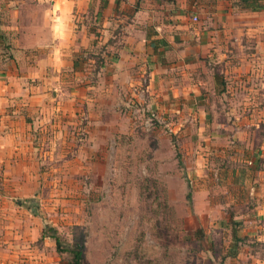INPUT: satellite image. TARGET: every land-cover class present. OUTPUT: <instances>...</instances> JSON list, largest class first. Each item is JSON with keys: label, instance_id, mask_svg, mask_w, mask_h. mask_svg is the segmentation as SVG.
I'll use <instances>...</instances> for the list:
<instances>
[{"label": "crops", "instance_id": "1", "mask_svg": "<svg viewBox=\"0 0 264 264\" xmlns=\"http://www.w3.org/2000/svg\"><path fill=\"white\" fill-rule=\"evenodd\" d=\"M250 38L262 53L244 51ZM229 45L238 52L228 54ZM84 58L101 60L96 81H87L89 69L77 65ZM211 64L218 65L212 73ZM255 72L264 86V0H0V264H57L55 252L43 246L51 242L38 245L34 214H6L16 197L38 191V128L44 131L49 117L69 115L80 135L71 139L93 142L107 125L109 105L179 104L189 112L231 104L209 97L236 91V79ZM228 77L231 87L224 84ZM258 104H264V90ZM80 109L84 119L73 121ZM258 110V116L248 111L233 119L259 126L264 106ZM183 119L186 125L193 118ZM196 137L211 141L210 152L203 144L194 149L196 164L213 153L227 161L229 167L211 164L210 170L222 190L232 184L226 198L242 209L225 220L216 212L214 180L196 184V204L209 212L197 215L202 232L220 226L227 238L241 240L227 247L224 260L208 264H264V133H237L243 158L233 165L235 137L215 130Z\"/></svg>", "mask_w": 264, "mask_h": 264}, {"label": "rangeland", "instance_id": "2", "mask_svg": "<svg viewBox=\"0 0 264 264\" xmlns=\"http://www.w3.org/2000/svg\"><path fill=\"white\" fill-rule=\"evenodd\" d=\"M255 19L252 17V21ZM228 47V54L238 52L232 45ZM244 51L263 52L252 38ZM85 58L77 65L89 69L87 81H96L102 62ZM259 63L253 62V68L259 69ZM209 68L212 73L218 65ZM222 72L223 80L226 73ZM230 78L223 81L227 86L233 84ZM235 82L237 90L231 95L209 97L211 102L228 100L231 104H203L189 112H183L179 104H122L118 109L109 105L107 125L93 142L71 139L74 134L80 135L69 115L59 114L56 120L49 117L47 129L40 132L38 128V191L32 198L16 197L18 201H12L14 210L6 214H34L38 218V245L43 244L45 227L55 229L64 249L81 243L82 264H208L224 260L227 247L231 248L234 241L220 232V226L210 227L208 234L202 232L205 230L198 227L197 215L209 212L207 206L196 204L195 194L196 184L205 182L209 186L214 180L211 190L213 200L219 203L217 214L230 220L234 213L241 212L240 206L226 198L232 184L225 182L222 190L210 170L230 164L213 153L199 166L193 154L200 144L208 147V152L211 149L210 139L194 140L196 133L221 131L229 133L230 139L235 137L234 144H239L232 165L242 164L237 163L243 158L237 133L250 130L256 137L264 133V123L246 126L233 119L248 111L259 115L258 109L264 106L258 104L263 79L255 72ZM83 113L80 109L72 120L82 121ZM185 115L192 121L180 124ZM232 121L234 125H230ZM220 143L225 149L226 142ZM220 189L225 193L220 194ZM47 240L52 245L43 246L47 253L55 252L54 262L67 264L70 255L56 253L53 240Z\"/></svg>", "mask_w": 264, "mask_h": 264}, {"label": "trees", "instance_id": "3", "mask_svg": "<svg viewBox=\"0 0 264 264\" xmlns=\"http://www.w3.org/2000/svg\"><path fill=\"white\" fill-rule=\"evenodd\" d=\"M187 198L189 199V196H187ZM42 239L53 240L55 247H56V253H58V254L68 253L70 255V257H69V260L67 261V264H82L83 245L81 243L74 242V244L71 246V248L64 249V248H62L61 239L57 235L55 229L49 228V227L44 228V230L42 232ZM232 240L235 242L241 241L240 239H237L235 235L233 236Z\"/></svg>", "mask_w": 264, "mask_h": 264}, {"label": "built area", "instance_id": "4", "mask_svg": "<svg viewBox=\"0 0 264 264\" xmlns=\"http://www.w3.org/2000/svg\"><path fill=\"white\" fill-rule=\"evenodd\" d=\"M194 20H196V19H194Z\"/></svg>", "mask_w": 264, "mask_h": 264}]
</instances>
